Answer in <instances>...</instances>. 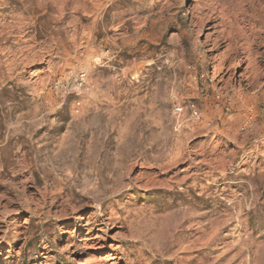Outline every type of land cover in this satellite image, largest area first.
Instances as JSON below:
<instances>
[{"label": "rangeland", "instance_id": "374dc122", "mask_svg": "<svg viewBox=\"0 0 264 264\" xmlns=\"http://www.w3.org/2000/svg\"><path fill=\"white\" fill-rule=\"evenodd\" d=\"M0 264H264V0H0Z\"/></svg>", "mask_w": 264, "mask_h": 264}, {"label": "bare ground", "instance_id": "6f19581e", "mask_svg": "<svg viewBox=\"0 0 264 264\" xmlns=\"http://www.w3.org/2000/svg\"><path fill=\"white\" fill-rule=\"evenodd\" d=\"M1 7H2V6H1ZM79 260L81 261V260H82V257H80Z\"/></svg>", "mask_w": 264, "mask_h": 264}]
</instances>
